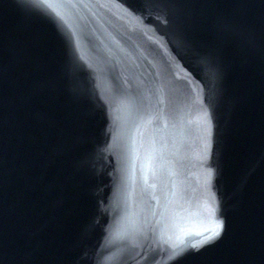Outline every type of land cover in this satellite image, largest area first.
Segmentation results:
<instances>
[{
    "label": "water",
    "instance_id": "water-1",
    "mask_svg": "<svg viewBox=\"0 0 264 264\" xmlns=\"http://www.w3.org/2000/svg\"><path fill=\"white\" fill-rule=\"evenodd\" d=\"M0 264H264V0H0Z\"/></svg>",
    "mask_w": 264,
    "mask_h": 264
},
{
    "label": "snow or ice",
    "instance_id": "snow-or-ice-1",
    "mask_svg": "<svg viewBox=\"0 0 264 264\" xmlns=\"http://www.w3.org/2000/svg\"><path fill=\"white\" fill-rule=\"evenodd\" d=\"M213 234H215V233H213ZM210 238V237H209Z\"/></svg>",
    "mask_w": 264,
    "mask_h": 264
}]
</instances>
